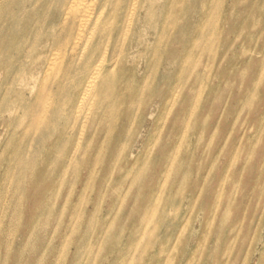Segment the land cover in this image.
Instances as JSON below:
<instances>
[{"label": "bare ground", "instance_id": "bare-ground-1", "mask_svg": "<svg viewBox=\"0 0 264 264\" xmlns=\"http://www.w3.org/2000/svg\"><path fill=\"white\" fill-rule=\"evenodd\" d=\"M238 3L242 1L232 0L230 6ZM171 4L170 0H0V160L7 163L5 175L16 171L19 175L15 182L0 180V264H31L20 259L22 248L41 232L60 236V245L53 247L59 251L58 258L70 251L76 224L86 219L88 210L97 213L101 202L90 209L82 201L77 209L76 202L69 203V190L64 194L49 192L69 172L100 175L94 184L100 192L120 186L137 191L147 188V194L134 198L136 205L145 208L162 195L174 159L181 152L188 153L187 149L181 151L182 130L186 123L193 119L198 123L204 115V87L197 94L196 83H188L201 72L200 61L206 45L211 44L207 37L206 45L196 52H183L181 40L169 30L175 18ZM190 6L191 2L184 7V16L192 15ZM221 9V1H217L194 15L207 18ZM232 21L231 15L225 16L229 27L214 40L218 44L215 59L229 40ZM196 33L197 41H202V32ZM189 53L199 54L194 69L182 65ZM212 142L195 144V153L201 148L210 155ZM261 156L264 187V136ZM224 175L211 181L215 186L205 198L195 190L202 183L201 174L182 178L181 186L190 188L182 202L193 205L200 197L203 204L198 208L196 203L189 210H197V220L180 250L177 246L185 219L178 211L172 216L163 209L157 218L133 211L120 235L128 233L129 242L135 245L140 238H148L144 252L156 244L164 246L168 254L177 249V264H235L239 249L249 241L248 255L258 249L256 264H264V236L248 240L245 230L250 226L246 214H250L251 202L264 204V189L256 198L245 189L235 194V175ZM228 178L231 183L222 191ZM28 179L39 188L19 193L17 185ZM78 183L83 190L90 186L87 180L74 181L69 189L75 191ZM12 186L14 192L8 196ZM123 197L124 193H118L108 206ZM27 203L41 204L44 210L29 212L27 218ZM234 204L240 214L231 219ZM63 217L70 221L63 222ZM152 222L157 227L168 224L158 238L148 232ZM104 224H108L106 218ZM196 224L203 227L199 234ZM211 225L216 229L209 230ZM14 228H19L17 234H12ZM103 233L100 230V238ZM203 236L207 243L211 240L209 249L200 252L191 248ZM43 239L38 238V248ZM256 240L257 246L252 247ZM221 242L226 248L217 256ZM106 249L124 257L128 244L121 240ZM136 262L129 256L119 264ZM157 263L163 264L164 259Z\"/></svg>", "mask_w": 264, "mask_h": 264}, {"label": "rangeland", "instance_id": "rangeland-1", "mask_svg": "<svg viewBox=\"0 0 264 264\" xmlns=\"http://www.w3.org/2000/svg\"><path fill=\"white\" fill-rule=\"evenodd\" d=\"M217 1H221V11L209 13L207 18L194 15L195 12L203 8L212 7ZM231 1L170 0L173 5L171 4L169 9L175 16L171 26L174 25L175 27L171 28L169 25V30L181 40L183 52L188 49L196 52L199 46L206 45L205 38L207 37L210 39L211 44L206 45L204 57L200 61L198 68L201 72L195 79L189 83L186 82L189 86L194 82L196 83L195 91L197 94L200 92L201 87H204V99H207L202 106L204 115L200 116L202 119L200 122L194 123L193 119L192 122L186 123L185 128L182 130L181 151L187 149L188 153L182 154L181 152V155L174 159V164L169 171V177L164 181L162 195L159 199L155 201L153 206L145 208L136 205L134 198L140 197L137 195L147 194V188L137 191L135 187L123 189L120 186L118 189L105 188L104 191L101 190L100 192L98 188L94 187V184L99 181L100 175L85 173L75 175L69 172L61 177V181L56 188L50 189L49 192L64 194L69 190L72 193V201L69 203L76 202L77 209L82 201L88 203L90 209H94L95 204L101 202V208L97 213L88 210L86 219L76 224L74 229L78 231L70 237L71 249L62 257L58 258L57 253L59 251L53 250L55 245L57 247L60 245V236L41 232L37 237L40 240L44 238L43 246L38 248L37 241L39 240L35 237L24 245L20 259L31 264H119L120 261L128 260L129 256H133L137 261L135 264H158L157 262L160 259H164L163 264H177L179 259L178 250L185 245V241L191 235L194 221L197 220V210H194V212L189 210L194 209L196 203L198 208L203 204V198L200 197L192 201L191 204L193 205H188L185 201L182 202L190 189L188 185L181 186L183 177L188 179L193 178L196 174H201L202 183L195 190L197 189V196L200 192H203L204 198L215 186L211 184V181L218 180L223 174H225L223 178L229 174L235 175L234 185L232 186L235 194H241L242 190L245 189L247 193L255 195L256 198L257 194L261 193L264 189L260 181V179L263 180L261 176V147L264 136V57L262 58L264 52V0H241L242 3H238L234 8L230 6ZM189 2H191L190 8L193 13L190 16H184V7L189 5ZM243 10H245L244 13ZM228 15L233 17L231 31L227 33L229 40L226 38L228 40L227 44L223 45L222 51L215 59L218 44L214 40L216 36L221 34L223 29L229 27L225 23V16ZM197 31L202 32L204 38L202 41H197L199 37L195 36ZM241 32L243 33L242 37H240ZM198 59L199 54L192 55L189 53L184 58L183 68H196ZM199 109L201 110L200 107L197 108V110ZM211 140L215 141L217 145ZM210 142L213 144L210 155L202 152L201 148L199 153H195V144L206 146ZM189 147L193 148L192 151ZM6 165L5 160H0V180L7 178L10 182L17 181L18 171L7 176L4 171ZM116 177L111 179V184ZM46 180H42L39 184L44 183ZM86 180L90 183L86 190H83L79 183L75 191L72 192L69 189V185L74 181ZM243 181H245V185ZM230 183L231 179L228 178L227 184L222 185V191L226 190L227 185H230ZM38 188V183L30 179L17 185L19 193L30 192L31 189H35L36 192ZM14 189L12 186L8 196L13 194ZM121 192L125 194V197L117 204L109 207L111 199ZM170 194H172L171 197ZM214 208L215 212L217 206H214ZM249 208L250 214L246 215H249L247 219L250 226L245 228L249 233L248 240L254 236L256 239H260L262 235L264 236V204L255 200L254 203L251 202ZM163 209H168L172 216H174L175 211H178L179 216H183L185 219L177 251H171L170 253L169 250L168 254L167 251H163L164 246L156 244L147 252H144L148 238H140V241L135 245L129 242L128 233L120 235L125 229L128 221L126 217L129 213L132 215L134 211L143 213L147 217L154 214L157 218L163 212ZM230 209H232L231 219L239 218L237 215L240 213L237 214V206L234 204ZM43 210L44 207L41 204L27 203L24 212H27V218H29L31 214L29 212L40 213ZM187 211L189 213H186ZM172 216L170 218H173ZM23 218L26 220V214ZM63 218H65L63 222L70 221L66 217ZM105 218L108 224H104ZM216 225L208 226L209 230L210 227L215 230ZM166 226H168L167 223L163 224L162 227H157L155 222H152L149 225L148 232L151 236L158 238L160 234L166 231ZM130 229L127 228V230ZM202 229V226L197 225L198 234ZM100 230L101 232L104 231L101 238L99 237ZM18 231L19 228H14L12 234H17ZM121 240L125 241L126 245L128 244V251L124 257L118 255L114 249L108 252L107 246L119 245ZM206 240V236L198 238L191 244V248L197 247L200 252L205 248L209 249L211 240L208 243ZM249 243L248 241L247 246L239 249V257L235 264H256L258 249L255 251L256 253L248 255ZM75 244L78 245V248ZM257 244L258 241L256 240L253 242L252 247H256ZM225 248L226 245L221 242L216 251L217 256L224 253ZM132 250L133 252L130 254Z\"/></svg>", "mask_w": 264, "mask_h": 264}]
</instances>
